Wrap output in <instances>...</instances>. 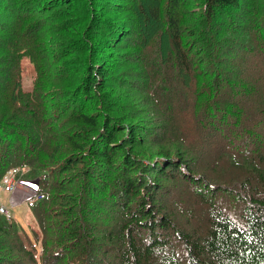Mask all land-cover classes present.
Returning <instances> with one entry per match:
<instances>
[{
    "label": "trees",
    "instance_id": "1",
    "mask_svg": "<svg viewBox=\"0 0 264 264\" xmlns=\"http://www.w3.org/2000/svg\"><path fill=\"white\" fill-rule=\"evenodd\" d=\"M113 2L0 0V182L13 167L38 180L41 198L33 212L42 231V239L34 234L32 240L0 215V264H264V129L248 124L251 114L264 116V0H203L202 22L188 34L181 31L183 18H169V0L165 15L162 3L158 13L144 0H125V11ZM239 9L237 26L227 25L228 12ZM126 15L153 26L128 33L133 23ZM49 28L81 36L63 59L72 64L81 57L82 76L66 80L52 72L51 49L40 42ZM19 39L30 44L38 71L26 104ZM12 57L6 72L2 62ZM130 62L143 71L130 80L134 86ZM147 67L163 86L152 89ZM57 81L66 96L53 88ZM52 94L60 114L36 135L23 127L35 133L33 119L22 123L2 111L20 103L16 114L46 118ZM191 109L202 139L231 143L236 136L235 151L223 147L203 170L209 180L191 174L200 169L198 151L186 145L187 132L175 120ZM58 120L69 132H62L64 142L55 136ZM244 139L252 144L249 152ZM67 144L72 153L55 163ZM234 166L243 174L231 175ZM187 192L201 201L189 212L204 214L196 222L175 210L174 195Z\"/></svg>",
    "mask_w": 264,
    "mask_h": 264
},
{
    "label": "rangeland",
    "instance_id": "2",
    "mask_svg": "<svg viewBox=\"0 0 264 264\" xmlns=\"http://www.w3.org/2000/svg\"><path fill=\"white\" fill-rule=\"evenodd\" d=\"M113 1H117V5H119V11H125L123 5L125 6V0H109V2L114 3ZM132 0H127V2H131ZM170 1V10L171 12L168 13L169 18L171 17H175L176 19L178 17L183 18L180 21V26H181V31L183 33L188 34L189 32H191L192 30L195 29V24H200L202 22V14H201V5L203 4V0H169ZM176 1V2H175ZM145 2V6L147 7V5L149 4V7H157L158 9V13L159 10H162V6L160 5L159 8L157 6V4L162 3L163 5V11L165 9V4L167 3V0H144ZM175 2V3H174ZM97 6H99V9H104L105 7L107 8L108 6L104 3H98L96 4ZM167 5V4H166ZM93 6V5H92ZM113 6V5H112ZM114 8V6H113ZM111 8V9H113ZM8 10V9H7ZM9 12V11H8ZM113 12H117V11H113ZM239 13V15H241L242 10H236V12H232L229 11L227 18L226 19V24L231 26V27H236L237 26V20H236V15ZM93 14H95V11H93ZM166 14V12L164 11V15ZM115 15V14H113ZM123 18H126L130 23L132 24V28H129L127 30L128 33H130L131 31L134 33L136 31H139V26H144L146 27H150L153 26V23H149V24H145L141 19V22L138 21H134L131 19V17L129 15L126 16H121ZM137 17V16H136ZM36 18H34L33 20H35ZM99 19V18H98ZM100 22V21H99ZM171 22V21H170ZM15 28V27H14ZM23 28V27H21ZM45 30V29H43ZM13 33V32H12ZM80 37L77 34V40L74 39V37L69 34L66 33L64 34L63 32H53L52 28H49L48 33L42 38V36H37V39H41L40 41L41 44L47 46L48 48L51 49L50 53L52 55V61H51V66H52V72H55L56 74H58L61 78H64L66 80H69L71 78H73L74 74H78V76H82L81 72H78L81 68V66L83 65V59L81 57L79 60H77L75 63L72 64H65L64 63V57L66 55H68L69 53L73 52L74 49V45L75 46L79 43ZM110 37V35L107 34V39ZM46 40H50V44H48V42L46 43ZM20 45L22 47H25V49L23 50H19V56L17 57L19 60V64H20V69H21V77H22V90H23V95L21 98V104H26L27 99L25 97V94H30L32 95L35 91L36 88V79L38 77V71L37 68L35 66V64L32 61L31 56L29 55V48L28 46L30 45L27 41L19 39ZM108 47V46H107ZM110 48V47H108ZM5 49V47H0V51H3ZM56 54V55H54ZM163 55H159V57L157 58V60L159 62L163 61L162 59H164V57H162ZM166 59H169V57H167ZM12 63H13V57H12V61H9L7 59H5L2 62L1 67L6 71L9 72L11 67H12ZM244 64V63H243ZM242 64V65H243ZM206 67L209 68L208 64H206ZM148 68V67H147ZM257 65L254 67V69H257ZM142 71L141 67L137 64H133L132 62H130L129 68H128V80L129 82H134V81H130L133 80V78L135 76H137L138 74H140ZM148 72L152 73L155 77V80H153V86L152 89H154V86L159 82L160 85L163 86V80H159V78L156 77V70H153L152 72L149 70L148 68ZM164 76H166V74H163ZM159 77V76H158ZM55 84V87H53L55 90H57V92L63 96H66L65 91H63L62 86L64 82H53ZM134 86V83H131ZM40 90V89H39ZM136 92H138L137 90H135ZM157 92H161L160 88L157 87L155 93ZM49 97L46 98V102H51V111L52 115L49 114L48 117L43 118V117H38V118H33L30 117L28 115H20V114H16L15 110H18L20 108V103H8L5 105V108L2 110L3 112H5L6 115H16V119L15 121H21L22 123H25L26 121L29 122V120L33 119L34 121V125L36 126V132L33 133L31 130H29L28 126L26 124H23V127H25L27 129V132L29 134H33L36 135L37 132H40L41 130H43V128H45L46 126L49 125V118H56L58 119V117H56L55 114H60L59 113V106H55V94L47 95ZM90 96H94V93H92V95ZM155 97V94H154ZM121 104H118V106H120ZM46 106V105H45ZM154 107V111H156L157 113L159 112V110L157 109V107L153 104ZM180 108V107H178ZM45 109L47 110V106L45 107ZM75 110H80V107H78V105H76ZM150 112L152 113V109L150 110ZM89 114H93V115H97V111L96 108L94 107H89L88 110ZM156 115V114H153ZM217 115V114H216ZM220 117H218L219 119ZM176 122L180 123L179 125H181L183 127V130H185L187 132V139L185 138V143L186 145H188L189 148H193L194 150L198 151L197 154L199 156V160L200 163L198 165V167L200 169L197 168H193L191 174H196L197 176H202L205 179H210L209 175L207 173H204L203 170L205 169V167H207V165L209 163H214L217 158L219 156L222 155L223 153V147L228 146L230 151H235V139L236 136L234 137L233 141L230 143L228 141V139L224 138V137H215L213 139H209V140H204L201 138V135L204 133L202 129H200L197 118L194 114V111L191 109L189 111H186L183 115H180V119H178V117L175 119ZM253 120L256 121V123L252 124ZM258 121V122H257ZM261 122H264V116L262 114L257 115V113L255 115H250V120L248 122V124L250 126H255L256 125V132H260V130L264 129V126H262ZM213 124H215L216 122H213ZM55 125H60L57 132L55 133V136L57 135L59 140L61 142H64V138L62 136V132L65 131L66 134H69V132L65 129V127L63 126V124L58 120L55 121L54 123ZM90 131V129L88 130ZM227 131V130H224ZM186 133H184L185 136ZM245 137L247 139H253L255 138V136H253L250 133H244ZM244 150L246 152H249V150H247L248 147H250L252 144L249 142V140L244 139ZM4 144V143H3ZM58 141H54L53 143H48V145H52L51 150H54L57 147ZM166 141H160V146L166 148ZM64 149L63 150H59V154H57L54 158L55 163H59L62 159H64L67 154L72 153V149H70L69 145H65L63 146ZM239 153V152H237ZM161 163V161H160ZM22 172H25L26 169L25 168H21ZM230 170V174L233 175L235 177V175H242L243 171L239 166H234V167H229ZM245 170V169H244ZM187 174H189L190 172H186ZM31 179V178H29ZM20 182H22L20 185H17V189L14 190V194L13 197H15L16 201L19 202L21 205V207L15 209V210H10L11 214L14 217L13 221L14 223V228L17 230V232H20L21 227L25 228L27 231H25V234L28 236L30 233V231H33V233L36 234L38 239H42V231L40 229V227L37 224V220L35 217L34 212H31V210L29 209L28 203L24 202L26 200V198L29 195H33L34 192H36V188H37V181L36 180H18ZM11 195L10 194H6L5 192L2 191V185L0 184V202L5 205L6 207H8V201L10 199ZM223 197L229 198V194L225 193L223 195ZM174 205H175V210L177 211L178 217H185L183 216L184 214L188 215V219L190 221H194L196 222V219H198V217H205L204 214H202L201 212H198L196 214L193 213H189L191 211L192 208H195L200 201V199L195 200L188 192L187 195L186 194H181V195H174ZM215 204H217V201H215ZM185 206V210L180 208L179 210H177L179 207H183ZM175 211V212H176ZM191 215V218H190ZM177 216V215H176ZM6 219L4 217H2V222H5ZM178 222V220H177ZM30 247V246H29ZM31 248V247H30ZM32 249V248H31ZM27 259V258H26Z\"/></svg>",
    "mask_w": 264,
    "mask_h": 264
}]
</instances>
